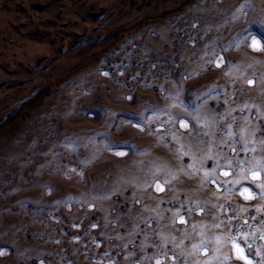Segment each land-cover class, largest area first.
Wrapping results in <instances>:
<instances>
[{
	"label": "rangeland",
	"instance_id": "obj_1",
	"mask_svg": "<svg viewBox=\"0 0 264 264\" xmlns=\"http://www.w3.org/2000/svg\"><path fill=\"white\" fill-rule=\"evenodd\" d=\"M246 34L264 0H0V264H264Z\"/></svg>",
	"mask_w": 264,
	"mask_h": 264
},
{
	"label": "snow or ice",
	"instance_id": "obj_2",
	"mask_svg": "<svg viewBox=\"0 0 264 264\" xmlns=\"http://www.w3.org/2000/svg\"><path fill=\"white\" fill-rule=\"evenodd\" d=\"M242 10H243V6L241 8V11ZM242 39H248V40H250V43L247 46L248 47H251L254 51L264 52V46H262L260 40H258L256 38H253V37H250L247 34L244 37H242ZM217 66L218 67L220 66L219 63L217 64ZM249 83L251 84L253 82L252 81H249ZM183 126L184 127H187L186 124L183 125ZM117 154L118 155H123L124 153L123 152H118ZM262 171H264V168H259V169H256V170L250 169V172H251V175H252L253 180H260L261 177H260L259 173L262 172ZM205 175L207 176L208 174L205 173ZM224 175H228V173L225 172ZM236 183H239V181H236ZM259 186L262 187V188H264V184L259 185ZM156 187H157V190L158 191H163V188L160 186V184H157ZM246 193H247V195H245ZM241 195H245V199H251L252 198V195L249 192L248 188H245L243 190V192H241ZM181 222H183V221H181ZM233 247H235L236 250H237V252L239 253V255L237 257L238 259H243V260L246 261V264H251L250 261H247V257L244 255L243 248L239 244H237V243L234 242L233 243ZM157 264H159V262H157Z\"/></svg>",
	"mask_w": 264,
	"mask_h": 264
},
{
	"label": "bare ground",
	"instance_id": "obj_3",
	"mask_svg": "<svg viewBox=\"0 0 264 264\" xmlns=\"http://www.w3.org/2000/svg\"><path fill=\"white\" fill-rule=\"evenodd\" d=\"M31 197V196H30ZM33 199V198H32Z\"/></svg>",
	"mask_w": 264,
	"mask_h": 264
}]
</instances>
